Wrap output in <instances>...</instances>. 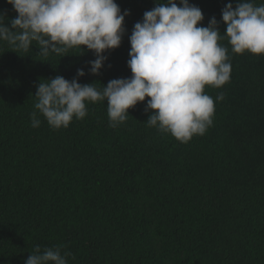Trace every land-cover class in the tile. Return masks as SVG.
Segmentation results:
<instances>
[{
    "label": "trees",
    "instance_id": "1",
    "mask_svg": "<svg viewBox=\"0 0 264 264\" xmlns=\"http://www.w3.org/2000/svg\"><path fill=\"white\" fill-rule=\"evenodd\" d=\"M128 15L120 46L99 75L84 46L42 56L0 42V264H24L36 246L70 252L68 264H264V55L235 54L227 38L230 81L205 86L215 103L212 126L180 143L146 123L148 97L109 126L107 102L53 129L38 113L37 86L57 75L99 90L130 78L129 36L156 0H115ZM239 0H189L207 27ZM259 6L264 0H250ZM177 6L179 2L177 0ZM5 26L17 16L0 0ZM15 51V52H12ZM222 101H216L218 93Z\"/></svg>",
    "mask_w": 264,
    "mask_h": 264
},
{
    "label": "clouds",
    "instance_id": "2",
    "mask_svg": "<svg viewBox=\"0 0 264 264\" xmlns=\"http://www.w3.org/2000/svg\"><path fill=\"white\" fill-rule=\"evenodd\" d=\"M156 0L145 11L143 19L134 24L129 36L130 51L127 66L130 78L110 80L102 90L92 84L77 82L85 75L77 69L71 81L55 76L37 86V102L31 116V126H40L38 113L53 129L67 128L88 115V103L107 102L109 126L123 124L128 109L145 101V111L151 110L146 123L161 133L170 134L180 143L194 136H203L213 124L215 103L206 94L205 86L216 89L231 78L228 48L220 41L227 38L235 54L248 52L264 55V4L239 0L233 8L226 4L221 10L223 34L215 17L208 26H199L204 17L199 7L189 0ZM17 13L8 21L0 13V42L10 48L28 51L35 42L39 53L47 57L54 53L66 56L69 49L84 46L95 59L89 61L90 74L99 75L108 50L120 46L125 35L124 19L115 0H7ZM15 52V51H12ZM224 93L215 100L222 101ZM70 252L54 245L43 250L39 246L29 254L24 264H68Z\"/></svg>",
    "mask_w": 264,
    "mask_h": 264
}]
</instances>
